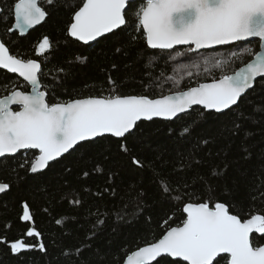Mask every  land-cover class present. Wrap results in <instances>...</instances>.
I'll return each mask as SVG.
<instances>
[{
	"label": "trees",
	"instance_id": "16d2710c",
	"mask_svg": "<svg viewBox=\"0 0 264 264\" xmlns=\"http://www.w3.org/2000/svg\"><path fill=\"white\" fill-rule=\"evenodd\" d=\"M16 1L0 0V7L5 9V13H0V38L12 55L25 61H39V79L50 104L110 94L158 98L229 75L251 60L259 49V41H245L186 53L173 60L175 51H184L185 47L152 50L147 47L142 31H136L138 19L135 13L141 1L125 13L128 32L108 34L84 45L70 38L67 32L83 0H53L52 4L40 0L47 12L45 21L20 37L18 33L8 31L13 23V12L8 9L13 8ZM5 14L6 20L2 19ZM45 37L49 44L41 50L39 45ZM232 52L237 55L232 56ZM205 60L209 62L206 64ZM216 60L221 61L218 67ZM192 64L199 67H191ZM184 65L187 67H182ZM189 71L192 76L187 75ZM16 89L28 91L29 87L15 75L0 70V96ZM238 104L239 107L224 113L193 108L179 120L141 121L136 135L128 141L98 140L87 150H71V154L67 153L37 174L29 173L33 153L38 155L37 151L28 150L7 159L1 158L0 182L8 183L10 190L0 196V240L8 242L0 243V264H121L133 251L161 238L170 227L182 225L185 218L182 203L167 202L162 187L179 193L186 187L202 189L204 186L193 182V177L203 176L217 186L219 202L231 200L250 214H264V196L258 195L264 192V186L251 193L257 196L255 200L249 193L255 183L253 174L264 164V121L257 124L243 118L259 115L254 108L264 104V78L256 81ZM234 122L241 125L235 134L232 131ZM182 126L190 127V136H180ZM246 133L252 135L246 138ZM204 139L211 143L183 161L186 165L183 172L176 171L181 163L176 158V150L187 155V149ZM122 143L128 145L127 152H121ZM245 146L251 152V159L247 161L242 159L244 152L241 149ZM28 158H31L29 163L21 168L20 163ZM133 158L143 166L134 164ZM196 159L199 164L195 163ZM237 160L238 164L232 163ZM226 162L229 168L222 179L211 176L212 169L219 171ZM187 164H191L190 169ZM236 167L247 169L246 180L233 171ZM36 176L40 177L38 181ZM177 184L179 188H176ZM225 186L228 193L223 191ZM106 189H114L115 196ZM73 193L80 194V207L70 203ZM136 200L143 202L138 221L132 224L117 221L113 212ZM25 202L29 205L33 225L21 221ZM184 202H188L186 196ZM105 212L106 224L94 227L97 216ZM57 220L61 223L57 224ZM29 228L41 235L28 237ZM17 239L36 245V248L14 255L9 245ZM41 242L46 251L39 249ZM78 249H82L79 254Z\"/></svg>",
	"mask_w": 264,
	"mask_h": 264
},
{
	"label": "snow or ice",
	"instance_id": "6c2138e0",
	"mask_svg": "<svg viewBox=\"0 0 264 264\" xmlns=\"http://www.w3.org/2000/svg\"><path fill=\"white\" fill-rule=\"evenodd\" d=\"M47 2L52 4L53 0ZM135 3L137 0H83V5L72 17L67 29L68 35L88 44L106 34L126 33L130 28L126 23L125 13ZM8 11L14 12V29H19L20 34L40 24L47 15L40 0H18L14 3V8ZM0 13H5V9L0 8ZM135 15L138 19L136 31H142L149 49L169 51L176 46H186L184 51H175L171 57L173 60L186 53L249 38H259L264 43V0H141ZM7 18V14L2 17L4 20ZM14 29L9 28L8 31L12 32ZM48 44V38L45 37L39 48L43 50ZM245 50L250 51L247 48ZM231 55L235 56L237 53L232 52ZM204 62L207 64L209 61ZM220 63L221 61L216 60L215 66L218 67ZM190 66L199 67L197 64ZM0 68L18 73L31 86L30 93L13 90L0 98V158L13 157L22 150H38L39 154L33 153L34 159L30 163V173L37 174L47 168L49 162L56 161L65 153L71 154L70 149L87 150L98 140L110 138L128 141L136 135L139 130L138 122L141 121H152L153 118L179 120L180 114L188 115L193 106H202L204 110H214L216 113L232 109L233 106L239 107L238 102L246 90L254 87L258 77L264 78V54L257 53L253 63H248L233 75H223L210 83H200L196 87L159 98L110 94L107 97L51 104L46 101L45 91L41 90V80L38 78L41 64L36 60L25 61L10 55L5 43L0 42ZM187 75L192 76V72L189 71ZM109 80L111 83V78ZM176 83L178 85L179 81ZM13 106H19V110H14ZM254 112L259 115H237L257 124L264 121V104L257 105ZM240 127L239 123L234 122L233 134ZM190 135V127L182 126L180 136ZM251 135L252 133H246V138ZM209 143L211 140L204 139L193 144L186 150L187 155L177 149L175 155L181 163L176 171L183 172L186 166L183 161ZM120 150L127 152L128 145L120 144ZM241 150L244 152L242 159L250 160L251 152L248 147ZM30 159L20 163V167H25ZM133 163L143 166L135 158ZM195 163L199 164V159ZM232 163L238 164L239 161ZM187 167L190 169L191 164H187ZM228 168L229 164L226 162L219 171L212 169L211 176L222 179ZM233 171L241 179L248 178L247 169L236 167ZM253 175L255 183L249 193L250 198L255 200L257 196L251 193L264 186V164ZM84 176L87 177L88 173L85 172ZM39 178L35 177L37 181ZM193 182L204 187L200 190L186 187L183 193L162 187V194L167 202L182 203L181 211L186 218L182 220V226L170 227L162 238L128 255L127 264H152L153 261L156 264H161L162 261L163 264H264V214H250L231 200L219 202L217 186L210 184L203 176L193 177ZM176 188H179L178 184ZM9 190L8 183H0V194H6ZM105 191H111L115 196L114 189ZM223 191L229 192L227 186ZM258 195L264 196V192H259ZM185 196L188 202H184ZM70 203L80 207V194L73 193ZM95 211L99 212L98 209ZM142 212L143 202L136 200L125 203L113 215L123 224H132L138 221ZM106 215V212L99 214L94 227L105 225ZM247 215L250 218H245ZM21 219L32 220L27 202L23 204ZM56 223L60 224L61 221L57 220ZM26 235L39 237L41 234L29 228ZM0 243L8 242L0 240ZM9 246L14 255L36 248V245L22 239L10 242ZM39 249L46 251L42 242ZM80 251L82 249H78L77 253Z\"/></svg>",
	"mask_w": 264,
	"mask_h": 264
},
{
	"label": "water",
	"instance_id": "95a60500",
	"mask_svg": "<svg viewBox=\"0 0 264 264\" xmlns=\"http://www.w3.org/2000/svg\"><path fill=\"white\" fill-rule=\"evenodd\" d=\"M137 1H141V0H137ZM16 2H18V0L16 1ZM83 5V4H82ZM1 8V7H0ZM13 8H14V6H13ZM47 16V15H46ZM74 16V15H73ZM45 19H46V17H45ZM45 21V20H44ZM44 21H42L40 24H37V25H35L34 27H32V28H30V29H26V31L24 32V34H20V31H19V29H14V25H15V18H14V12H13V23H12V26H11V28H13L14 30L12 31V32H10V33H14V32H16V33H18V35L20 36V37H24L25 35H27L30 31H32L33 29H35L36 27H38L39 25H41ZM117 31V30H116ZM106 35H108V34H106ZM70 37V36H69ZM70 38H72V39H74V40H76L75 38H73V37H70ZM102 38V37H101ZM98 39H100V38H98ZM97 39V40H98ZM96 40V41H97ZM77 41V40H76ZM96 41H91V42H89L88 44H84L83 42H81V41H78V42H80V43H82V44H84V45H90V44H92V43H94V42H96ZM245 41H259V49H258V51L254 54V56L251 58V60H249L247 63H245L244 65H242L241 67H239L236 71H239L240 70V68H243V67H246V65L248 64V63H253L254 61H255V58H256V54L257 53H260V54H264V43H262L261 42V40L259 39V38H249L248 40H245ZM245 41H240V42H245ZM0 42H2V40H1V38H0ZM234 43H238V42H234ZM234 43H232V44H234ZM232 44H227V45H218V46H215L214 48H212V49H216V48H219V47H225V46H229V45H232ZM6 46V45H5ZM7 47V46H6ZM177 48L178 47H180V48H182V47H186V46H176ZM8 48V47H7ZM212 49H205V50H212ZM200 51H203V50H200ZM9 54L10 55H12L11 53H10V51H9ZM18 58V57H17ZM37 61V60H36ZM37 63H39V61H37ZM0 70H3V71H5V72H7V73H9V74H12V75H15L16 77H18L20 80H22L23 82H25L27 85H28V87H29V90L28 91H25V92H31V86L26 82V81H24V79L22 78V77H20L19 76V74L18 73H11V72H8L6 69H2V68H0ZM235 71V72H236ZM235 72H233V73H231V74H229V75H233ZM38 78H39V74H38ZM260 79H263V78H260V77H258L257 78V81L258 80H260ZM212 82V81H211ZM205 83H210V82H205ZM254 84H255V82H254ZM198 86V85H197ZM196 87V86H195ZM252 89V88H251ZM251 89H248V90H246V92L242 95V97L248 92V91H250ZM17 91H22V90H20V89H16ZM41 90L42 91H44L43 89H42V86H41ZM46 93V92H45ZM176 93V92H175ZM175 93H171V94H175ZM10 94V93H9ZM171 94H167V95H171ZM3 96H0V98H2ZM88 98H90V97H88ZM159 98V97H158ZM82 99H85V98H82ZM47 101V100H46ZM67 103V102H66ZM233 107H235V106H233ZM193 108H200V109H203L202 108V106H193ZM13 109L14 110H19V106H13ZM190 111V110H189ZM205 111H208V112H214V113H216L214 110H205ZM225 111H227V110H225ZM224 111V112H225ZM224 112H221V113H224ZM181 115H184V114H180V116ZM153 120H162V121H172V120H165V119H163V118H153ZM139 123V122H138ZM118 139V138H117ZM32 151H37V153H38V150H32ZM69 151H71V149L69 150ZM22 152H24L23 150H22ZM39 154V153H38ZM67 153H65V154H63L61 157H59L58 159H60V158H62L63 156H65ZM16 155V154H15ZM1 159V158H0ZM57 159V160H58ZM52 162H54V161H51V162H49V164L50 163H52ZM44 170H46V168L45 169H43L41 172H43ZM40 172V173H41ZM29 173H30V168H29ZM30 174H32V173H30ZM0 183H2V182H0ZM2 194H0V196H1ZM30 211V210H29ZM31 214V213H30ZM185 215V214H184ZM185 218H186V215H185ZM250 218V217H249ZM21 221L22 222H24V223H30L31 225H33V219L32 220H29V221H24V220H22L21 219ZM182 226V225H181ZM166 233V232H165ZM164 233V234H165ZM162 238V237H161ZM160 239V238H159ZM158 239V240H159ZM156 242V241H155ZM145 246H147V245H145ZM144 247V246H143ZM138 250V249H137ZM137 250H135V251H137ZM25 251H28V250H25ZM25 251H23V252H25ZM134 252V251H133ZM130 255V254H129ZM157 259H160V258H157ZM172 259V258H171ZM155 261H153L152 262V264L154 263ZM121 264H127V257L125 258V260L121 263Z\"/></svg>",
	"mask_w": 264,
	"mask_h": 264
},
{
	"label": "rangeland",
	"instance_id": "374dc122",
	"mask_svg": "<svg viewBox=\"0 0 264 264\" xmlns=\"http://www.w3.org/2000/svg\"><path fill=\"white\" fill-rule=\"evenodd\" d=\"M25 83V82H24Z\"/></svg>",
	"mask_w": 264,
	"mask_h": 264
}]
</instances>
